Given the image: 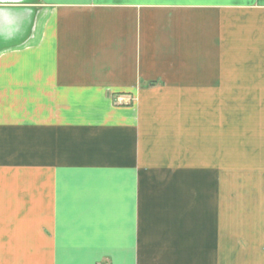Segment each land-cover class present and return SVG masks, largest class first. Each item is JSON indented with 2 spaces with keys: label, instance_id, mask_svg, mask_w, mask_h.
Masks as SVG:
<instances>
[{
  "label": "crops",
  "instance_id": "crops-1",
  "mask_svg": "<svg viewBox=\"0 0 264 264\" xmlns=\"http://www.w3.org/2000/svg\"><path fill=\"white\" fill-rule=\"evenodd\" d=\"M0 264H264V0H0Z\"/></svg>",
  "mask_w": 264,
  "mask_h": 264
},
{
  "label": "rangeland",
  "instance_id": "rangeland-1",
  "mask_svg": "<svg viewBox=\"0 0 264 264\" xmlns=\"http://www.w3.org/2000/svg\"><path fill=\"white\" fill-rule=\"evenodd\" d=\"M234 146H235L234 149H233V150H234V154L237 156V154H238L237 142H234ZM235 165H236V164H235ZM235 165H234V166H235ZM234 181L236 182V184L239 183V179H238L237 176L235 177Z\"/></svg>",
  "mask_w": 264,
  "mask_h": 264
}]
</instances>
